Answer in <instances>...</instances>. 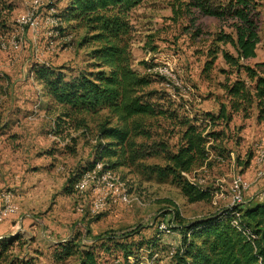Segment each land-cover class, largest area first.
Masks as SVG:
<instances>
[{
	"label": "rangeland",
	"instance_id": "374dc122",
	"mask_svg": "<svg viewBox=\"0 0 264 264\" xmlns=\"http://www.w3.org/2000/svg\"><path fill=\"white\" fill-rule=\"evenodd\" d=\"M34 1L0 0V196L3 191L11 193L18 209L9 221L0 223L7 221V230L0 231V264H79L83 251L91 252L96 264L116 260L128 264L127 257L130 264H179L170 254L180 246L179 234L159 236V224L187 223L264 197V167L255 163L257 148L250 144L251 132L240 115L229 125L230 130L237 129L233 133L237 144L226 143L221 157L184 175L210 190V201L188 203L176 176H159L165 156L177 150L176 120L216 113L226 100L220 84L232 82L235 75L220 52L210 70L203 68L214 35L234 37L236 21L227 15H203L189 6L191 0H142L128 14L132 29L124 40L131 69L149 80L144 88L151 94L147 104L166 115L143 118L149 139L135 140L143 144L133 149L140 151V157L129 167L113 169L129 202L121 204L108 195L103 208L93 211V193L79 194L75 185L93 161L98 117L85 116V127L77 126L79 116L66 115L67 108L46 96L36 70L48 68L67 81L106 69L94 67L93 45L82 41L84 30L61 19L67 0ZM228 1L210 0L221 8ZM251 1L259 12V35V26L264 28V0ZM22 16L35 25L19 23ZM215 45L235 55L229 45ZM258 48L264 58V44ZM251 62L242 61L248 66ZM258 132L263 140L264 122ZM237 176L246 186L239 192V203L232 189ZM27 194L33 196L27 199ZM176 213L178 218L173 219ZM22 214L28 216L20 221ZM109 235L113 238L97 240ZM66 247L72 248L69 257H64Z\"/></svg>",
	"mask_w": 264,
	"mask_h": 264
},
{
	"label": "trees",
	"instance_id": "16d2710c",
	"mask_svg": "<svg viewBox=\"0 0 264 264\" xmlns=\"http://www.w3.org/2000/svg\"><path fill=\"white\" fill-rule=\"evenodd\" d=\"M141 3L142 0H67L61 19L84 30L82 41L93 45L90 57L94 67L106 71L81 73L65 81L59 72L45 67L36 70L46 96L67 108L66 115L79 116L81 120L77 126L85 127V116L91 120L98 117L94 130V158L86 171L96 163H103L112 170L129 167L140 157V151L133 149L143 148V144H136L135 140L149 139L143 118L166 115L163 110L154 112L153 107L147 104L146 99L151 94H145L144 88L149 80L132 70L129 63L128 46L124 40L132 29L128 14ZM189 6L203 15L216 18L227 15L236 21L234 37L223 33L214 35L213 48L208 50L209 60L203 68L204 72L210 70L216 54L220 52L224 64L235 75L232 82L227 79L220 84L225 102L219 104L216 113L203 112L200 117L176 120L180 128L177 150L165 156L166 166L159 171L160 177L167 174L176 176L181 196L188 203H195L210 201L211 192L188 181L184 175L206 166L216 156L221 157L227 151L226 143L232 141L237 144L233 136L237 129L229 128L235 115L244 120L255 111L256 121H264V62L251 66L242 63L255 58L259 43V12L251 0H229L222 8L220 5L212 6L210 0H191ZM215 43L229 45L235 55L219 50ZM240 74H243V79ZM243 163L246 167L247 163ZM234 213L254 238L247 239L232 226ZM174 217L178 218L177 213ZM174 226V232H179L180 246L174 250L173 257L179 264H264V200L233 210H221L187 223L180 221ZM112 238L109 235L97 240ZM64 252V257L73 254L70 247H66ZM79 264H96L94 255L81 252Z\"/></svg>",
	"mask_w": 264,
	"mask_h": 264
},
{
	"label": "built area",
	"instance_id": "2783aa9c",
	"mask_svg": "<svg viewBox=\"0 0 264 264\" xmlns=\"http://www.w3.org/2000/svg\"><path fill=\"white\" fill-rule=\"evenodd\" d=\"M39 0H35L34 4H37ZM19 23L27 24L30 26H34L35 22L30 21L26 16L20 17L18 20ZM256 156L255 163L260 168L264 167V139L256 146ZM246 186L242 181L240 176H237L232 182V189L236 193L235 199H237V203L239 200V192L241 189H244ZM75 190L79 194H84L88 191H91L94 195V199L92 201V210L100 211L103 206V199L110 195L114 201H117L121 204H127L129 202L128 196L122 190V184L118 182V178L116 177L114 171L104 166L103 163H96L93 168L89 171L84 172L79 181L75 185ZM2 205L0 207V223L7 220L11 215L16 214L17 207L14 204V197L11 193L3 191L0 196ZM235 206L231 207L233 210ZM238 214L234 213V219L232 220V226L239 232H241L247 239L254 238L252 232L249 229L245 228L241 225L238 220ZM174 224L171 223H161L158 226L159 236L168 237L174 234ZM171 255L174 254V250L170 252ZM127 263H131L130 257H127ZM113 264H122V261L116 260Z\"/></svg>",
	"mask_w": 264,
	"mask_h": 264
},
{
	"label": "crops",
	"instance_id": "0c3cea01",
	"mask_svg": "<svg viewBox=\"0 0 264 264\" xmlns=\"http://www.w3.org/2000/svg\"><path fill=\"white\" fill-rule=\"evenodd\" d=\"M260 35H263L264 36V28L262 29V27L261 26H259V43L257 44V47H256V50H255V58H253V59H250L252 62V64L253 63H256V62H264V58H260V55H259V52H260V49L258 48V46H261L262 44H264V40L262 39V37L260 36ZM249 60V61H250ZM25 109V108H24ZM212 113V112H211ZM11 116H13L14 117V115H11ZM233 120V119H232ZM243 120V119H242ZM263 122L264 121H261V122H257L256 121V114L253 116V117H251L250 119H244V122H243V124L242 125H246V128H248L249 130H250V132H251V140H250V144H254V146L256 147L258 144H259V141L260 140H262L261 138L263 137V134H260L258 131L262 128V124H263ZM246 131V130H245ZM249 139V138H248ZM19 167V166H18ZM19 170H21V167L19 168ZM27 196V199L28 198H31L32 196H33V194H27L26 195ZM262 200H264V197L263 198H261V199H251L249 202H247L246 203V205L245 206H249V205H251V204H254V203H256V202H260V201H262ZM25 202H27L28 203V200H26ZM26 204V203H25ZM1 205H2V202H1V199H0V207H1ZM18 210V209H17ZM23 216H28L27 214H22V216H20L21 218H20V221H22V217ZM12 217H14V215H11L10 217H9V219L10 218H12ZM9 219H8V221H9ZM5 224L7 225V221L4 223V224H2L1 226H0V231H2V230H7V226H5ZM10 228H12V227H10ZM176 233H179V232H176Z\"/></svg>",
	"mask_w": 264,
	"mask_h": 264
}]
</instances>
